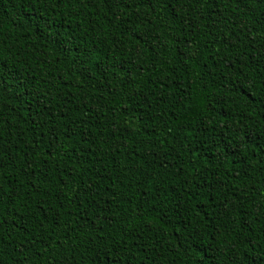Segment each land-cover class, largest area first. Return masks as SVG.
Listing matches in <instances>:
<instances>
[{
	"label": "trees",
	"instance_id": "16d2710c",
	"mask_svg": "<svg viewBox=\"0 0 264 264\" xmlns=\"http://www.w3.org/2000/svg\"><path fill=\"white\" fill-rule=\"evenodd\" d=\"M171 6L175 12L158 0L132 7L115 0H31L21 8L20 0H0V64L9 72L0 80V184L20 194L15 206L7 202L4 216L11 221L10 213H23L25 200L35 208L39 197L54 206L59 199L74 227L79 205L86 224H103L99 230L117 240L125 227L135 230L141 239L132 250L142 264H233V258L264 264V153L254 150L264 145V116L247 95L223 86L242 77L256 85L248 90L256 103L264 99V5L242 10L235 0H172ZM133 31L147 32L151 43L137 41ZM193 47L194 59H178L184 50L191 57ZM113 64L125 70L99 71ZM133 110L144 116L138 125ZM224 121L251 126L254 143L253 137L244 145L239 137L231 141L243 149L239 162L228 155L233 148L214 143ZM65 128L77 135L69 138ZM53 135L63 147L49 155ZM189 156L197 157L200 172L190 182L199 185L209 173L213 182L221 178L215 190L199 187L195 200L179 192L176 175L181 166L191 170ZM29 163L46 173L45 191L32 199L25 195ZM80 186L89 191L68 209ZM57 188L63 195H46ZM109 208L110 222L102 220ZM37 217L39 211L26 230L0 231V264H88L79 255L72 259L71 243L53 221L40 227ZM185 229L200 239L196 247H186Z\"/></svg>",
	"mask_w": 264,
	"mask_h": 264
},
{
	"label": "snow or ice",
	"instance_id": "6c2138e0",
	"mask_svg": "<svg viewBox=\"0 0 264 264\" xmlns=\"http://www.w3.org/2000/svg\"><path fill=\"white\" fill-rule=\"evenodd\" d=\"M31 0H20V7L23 8L25 3H29ZM116 3H124L125 7H132L133 5H136L138 2L143 3L145 0H115ZM149 4H151L152 0H147ZM158 2H162L165 4L166 7H169L170 12H175V7L172 5V0H158ZM185 4L188 3V0H183ZM237 7L243 9H246L249 4H262L264 5V0H235ZM175 3L179 5L181 3V0H175ZM255 9H251L246 12L249 16H251L252 12H254ZM261 11H264V8L261 9ZM179 16V14H177ZM181 19H187V17H183ZM171 34V33H170ZM133 36H136L135 31L132 33ZM148 35L147 32L141 34L140 36H136L137 41L145 40V45H148L151 43L150 39H145V37ZM174 47H179V41L174 42ZM185 49H187V45H185ZM139 50V49H138ZM158 54V53H157ZM197 56V51L195 47L192 48V56L188 57V51L184 50L182 53H178V59L183 61L186 58L194 59ZM120 68L121 71H124L125 68L116 64L108 65L106 67L100 68L99 71L101 73H106L108 71H111L114 68ZM127 71H131V69H128ZM260 75L264 76V69L260 70ZM9 72L6 69V67L3 64H0V80H2L4 77L8 76ZM163 83V81H161ZM228 89L230 92H239L240 95L245 96L247 95L252 100L253 107H257L260 109V111L257 113L258 116H264V99L260 101L259 104L256 103V97H253L251 95V92L248 91L250 89H253L256 87L255 84L249 83L247 80L243 79L242 77H235L231 80H227V82L223 85ZM262 88H264V83L261 85ZM260 96H264V91L259 93ZM88 111H91V109H88ZM133 120L138 125L140 121L144 120L143 115H139L133 110ZM264 122V121H262ZM131 127V125L129 126ZM207 129H205L206 131ZM64 134H66L69 138L76 136L77 131L75 129H69L65 128ZM224 132H227V136H223L222 134ZM116 133L113 132L111 135H115ZM217 139L214 140V143L221 144L222 147L226 148H233L232 153H228V155L234 157L233 162H239L241 159V155L243 153V149L239 148L237 145H234L231 143L232 140H236L237 137H239V145H244L248 143V138L253 137L252 142H255V138L253 136L251 126L249 125H241L239 122H236L234 124H229L227 121H224L221 123L220 128L217 130ZM83 139H87V136L83 137ZM37 147H39V141H37ZM63 147V145L59 142V138L55 135H53L51 142L47 145L48 148V154L52 155L54 151H57L58 148ZM91 145L88 146L90 150ZM258 153H264V145H258L255 149ZM191 153H197L199 154V149H197L195 146L190 147ZM239 153V154H238ZM222 153H217V155H221ZM197 162L196 156H189L185 159V164L190 165V171L186 172V169L181 166L177 168L176 175L180 177V184L181 187L179 188V192L182 193L185 196V199H192L195 200V198L199 195H201L199 191V187L204 188H211L212 190H215L216 185L220 183L221 178L219 175H217L215 182H213L210 179L211 173H209L208 176L202 177L199 181V185L197 183L190 182L189 177L190 176H199L200 172L197 167H195ZM166 161L161 162V167H164V164ZM4 165L0 163V168H2ZM25 171L28 173V178L30 183V189L31 192L28 190H25V195L28 199H32V193H41L45 191L44 187H42V181L46 177V173L43 172L42 169L36 170L32 169L31 163L27 164ZM33 177L35 180H33ZM37 181H40L41 183H37ZM223 187V185H220ZM3 186L0 184V231H6V230H18L21 228H24L25 230L28 227L29 218L36 217L37 211H39V217H37V222L40 227H43L44 220H51L55 223L56 228L59 231L63 232L65 240H67L69 243H71L72 250H73V256L72 259L75 261V257L77 255L81 256L83 259H86L88 264H142V261L137 257L136 252L132 250V244L136 241L141 239L140 236L135 235V230L132 232H129V230L125 227L124 230L120 234V239H116L114 236H111L110 234H105L103 231H100L99 229L103 228V224L97 225L95 221H91V226L85 223L89 218L86 215H81L80 213L82 211H86V209H82L79 205L76 206V210L73 215L76 216L74 227L72 222L68 219H65V216L63 213H61L60 209H65L66 206L57 199L55 206L51 202L50 199H44L43 197H39L36 201V207L32 208L28 205L27 200L24 201L22 207L24 209L23 213L17 211L15 215L9 214L11 216V221H9L8 218L4 216V212L7 210L8 207V201L11 202L13 206L16 205L15 196L20 195L15 191V189H9V191H3ZM89 189L84 186L78 187L75 192L77 193L68 201L67 208L70 209L73 202L77 199H79L78 193L85 192L87 193ZM148 193H145L147 195ZM48 197L52 196H59L63 195V189L57 188L55 192L48 191L46 193ZM115 195V194H114ZM7 198V201H6ZM91 203H95L94 197L89 196L88 198ZM154 199V197H153ZM107 203H111V200H109ZM201 203V201L197 200L196 204L193 205V207L198 206ZM98 206V205H97ZM203 211V209H201ZM108 215L103 216L102 220L112 221L115 219L114 215L111 213V209H107ZM19 218L20 223H16V220ZM184 219L183 217H179L175 220L173 227L176 231H180L178 227H176L177 224L181 222V220ZM188 223L191 224V220H188ZM5 225H9V229L5 228ZM77 228L80 230L88 229L87 232L84 234H81L77 231ZM187 232V229H185ZM132 237L130 240L129 237ZM185 239H188L189 242L187 244V248H194L197 244L200 243V239L192 236L190 232H187V235ZM55 244L59 247L64 246V242L61 241L59 238H57L55 241ZM38 252L40 250H37ZM137 252H143L144 249L141 247L136 250ZM42 255V253H41ZM44 264H49L47 260H45ZM233 264H253V262L249 259H236L233 258Z\"/></svg>",
	"mask_w": 264,
	"mask_h": 264
}]
</instances>
